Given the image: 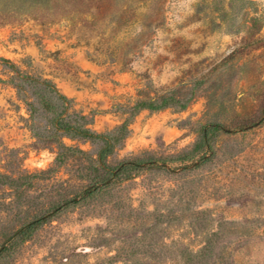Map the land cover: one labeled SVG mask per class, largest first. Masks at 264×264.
Here are the masks:
<instances>
[{
    "label": "rangeland",
    "instance_id": "1",
    "mask_svg": "<svg viewBox=\"0 0 264 264\" xmlns=\"http://www.w3.org/2000/svg\"><path fill=\"white\" fill-rule=\"evenodd\" d=\"M124 121L107 163L164 168L69 206L0 264H264V0H0V173H38L25 199L0 185V240L86 187L101 141L71 127ZM209 125L205 159L174 161ZM59 145L76 152L56 166Z\"/></svg>",
    "mask_w": 264,
    "mask_h": 264
},
{
    "label": "trees",
    "instance_id": "2",
    "mask_svg": "<svg viewBox=\"0 0 264 264\" xmlns=\"http://www.w3.org/2000/svg\"><path fill=\"white\" fill-rule=\"evenodd\" d=\"M173 102L172 98H160L159 101L154 99L138 101L135 108L159 109L163 105ZM64 128V127H63ZM74 134L84 138H91L101 141V146L96 153V157L91 159L89 166L88 183L86 187L77 191L70 197H59L51 201L45 208L41 209L38 214L31 219L24 221L14 231L4 235L0 240V258L5 253H10L18 245L29 239L33 232L51 221L53 217L67 209L69 206L79 203L96 193L104 192L109 187L122 181L133 178L140 170L157 166L164 168L163 160L155 159L153 156L131 157L119 160L115 164H109L106 161L107 156L113 151L115 146L123 141L128 134V123L125 121L113 132L96 133L88 128L71 127ZM219 128L216 125L203 126L200 128L199 135L192 147L183 154L176 156L173 160L184 163L185 161H201L212 148V141L217 135ZM69 132H71L69 130ZM79 152H82L78 150ZM76 152L69 146L59 145L58 151L54 158L56 166L66 163L68 153ZM197 156V158H195ZM160 161V164L157 162ZM38 173H21L17 176H9L0 173V185L9 187L17 197L26 198V194L33 188Z\"/></svg>",
    "mask_w": 264,
    "mask_h": 264
}]
</instances>
